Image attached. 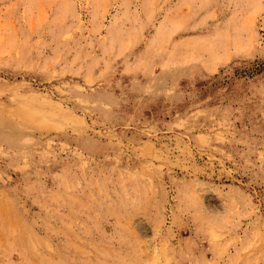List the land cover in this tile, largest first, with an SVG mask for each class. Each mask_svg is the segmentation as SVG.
I'll return each mask as SVG.
<instances>
[{"label": "rangeland", "instance_id": "rangeland-1", "mask_svg": "<svg viewBox=\"0 0 264 264\" xmlns=\"http://www.w3.org/2000/svg\"><path fill=\"white\" fill-rule=\"evenodd\" d=\"M0 264H264V0H0Z\"/></svg>", "mask_w": 264, "mask_h": 264}]
</instances>
